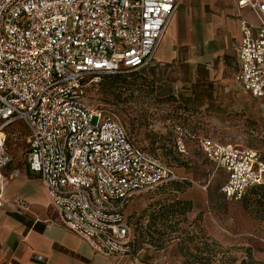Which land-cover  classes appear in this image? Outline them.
I'll return each mask as SVG.
<instances>
[{
  "label": "built area",
  "instance_id": "obj_1",
  "mask_svg": "<svg viewBox=\"0 0 264 264\" xmlns=\"http://www.w3.org/2000/svg\"><path fill=\"white\" fill-rule=\"evenodd\" d=\"M232 1L257 20L240 22L235 82L264 103V0ZM178 6L176 0H0V204L12 161L6 128L21 124L28 170L63 227L97 254H132L129 204L177 177L138 147L114 114L92 106L88 92L104 76L147 67ZM198 146L226 173V201L239 203L264 184V161L255 151L204 137Z\"/></svg>",
  "mask_w": 264,
  "mask_h": 264
},
{
  "label": "rangeland",
  "instance_id": "obj_2",
  "mask_svg": "<svg viewBox=\"0 0 264 264\" xmlns=\"http://www.w3.org/2000/svg\"><path fill=\"white\" fill-rule=\"evenodd\" d=\"M197 57L179 44L169 61L157 62L156 53L144 69L104 76L88 92L92 106L114 114L134 143L177 177L129 204L132 256L151 264H264V191L250 190L239 203L226 201V173L197 144L210 138L253 150L264 161V103L236 84V59L217 66ZM6 133L12 161L1 204L25 208L19 197L33 180L28 133L21 124ZM177 202L191 210L161 219Z\"/></svg>",
  "mask_w": 264,
  "mask_h": 264
},
{
  "label": "crops",
  "instance_id": "obj_3",
  "mask_svg": "<svg viewBox=\"0 0 264 264\" xmlns=\"http://www.w3.org/2000/svg\"><path fill=\"white\" fill-rule=\"evenodd\" d=\"M176 1L179 6L157 52V62L169 61L181 44L201 63L221 66L236 59L238 65L240 22L247 19L257 25L256 17L248 10L240 11L232 0ZM31 183L19 197L26 208L0 206V264H151L132 254L105 257L95 253L85 240L63 227L36 175Z\"/></svg>",
  "mask_w": 264,
  "mask_h": 264
},
{
  "label": "trees",
  "instance_id": "obj_4",
  "mask_svg": "<svg viewBox=\"0 0 264 264\" xmlns=\"http://www.w3.org/2000/svg\"><path fill=\"white\" fill-rule=\"evenodd\" d=\"M115 80H119V77H116V78H114ZM198 144V143H197ZM199 147V146H198ZM200 149V148H199ZM201 151V150H200ZM169 167V166H168ZM171 168V167H170ZM172 169V168H171ZM173 170V169H172ZM175 181H172V182H169V183H167V184H165V185H168V184H170V183H174ZM164 186V185H163ZM162 187V186H161ZM252 191V192H256V191H258V190H262V191H264V184H261V185H258V186H255V187H252V188H250V189H248L247 191H246V193H245V195H244V197H243V200L245 199V197H246V195H247V193L249 192V191ZM242 200V201H243ZM187 206H189L188 204H184V203H182V202H177V203H175V204H173L172 206H170L166 211H165V213H162V214H160L159 216H160V218L161 219H163V218H165V216L166 215H170V216H175V215H184L185 214V212H187V211H189V210H191V208H187Z\"/></svg>",
  "mask_w": 264,
  "mask_h": 264
}]
</instances>
